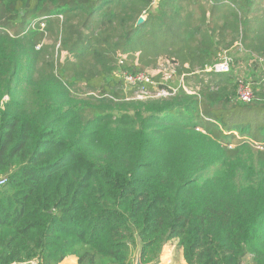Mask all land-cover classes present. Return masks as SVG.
I'll list each match as a JSON object with an SVG mask.
<instances>
[{"label":"trees","instance_id":"16d2710c","mask_svg":"<svg viewBox=\"0 0 264 264\" xmlns=\"http://www.w3.org/2000/svg\"><path fill=\"white\" fill-rule=\"evenodd\" d=\"M1 181L0 264H264V0H0Z\"/></svg>","mask_w":264,"mask_h":264},{"label":"rangeland","instance_id":"374dc122","mask_svg":"<svg viewBox=\"0 0 264 264\" xmlns=\"http://www.w3.org/2000/svg\"><path fill=\"white\" fill-rule=\"evenodd\" d=\"M229 53H230L231 57L233 59H235V62L237 60H240V59L245 60L244 61L245 63L242 66H240L241 64H238L236 62L232 68L233 72H235V73L243 72L245 74V77L246 76L249 77L250 74H252V70L249 67V62H248L249 56H248V54L246 52H244V50L240 46L233 48ZM157 66L159 69L166 70L165 65H164V67H162L163 65L161 66V64L158 63ZM185 76L186 75H178V74L176 75V73H174L173 75L169 76L166 81H163V84L168 86V88L170 89V92L165 91V90H158L157 86H155L154 89L148 91V95L146 97H145V95L138 94L137 95L138 97L136 98L137 100L133 99L135 101H139L140 102L139 104H128V103H126V104L121 105L120 108L121 109L127 108V109L132 110V109L136 108V106L141 105V104L151 105V103H155V104H162L163 102L170 103L173 100V98H175V96L178 94L180 89H184L187 92V94L193 95L195 92L191 91V89H189V87L185 84V80H184ZM191 85L194 86V83H192ZM163 91H165V95L162 94ZM131 97L133 98V95H131ZM129 105H133V106L131 107ZM119 115H121V114H119ZM195 141L196 140H194L193 143ZM181 146H182L181 148H183L185 146L184 147L185 149L190 148L189 143H185ZM164 250H165V253H167L166 257L171 260L170 264H181L182 254H181V251L179 250V248L174 243L167 245L166 249L164 248Z\"/></svg>","mask_w":264,"mask_h":264},{"label":"built area","instance_id":"2783aa9c","mask_svg":"<svg viewBox=\"0 0 264 264\" xmlns=\"http://www.w3.org/2000/svg\"><path fill=\"white\" fill-rule=\"evenodd\" d=\"M230 51H224L220 56V61L213 64L210 67H207L204 72L205 73H215L219 75L228 74L231 72L233 58L231 57ZM122 78L126 84V86H138L139 84L143 85V83H151L150 79L145 74H139L136 76L129 75V74H122ZM152 84V83H151ZM148 89L142 86L138 92V94L148 95ZM166 91V90H165ZM165 91L162 92L165 95ZM138 97V96H137ZM238 98L242 103H251L254 100V92L253 89L249 84L244 82H240L238 86ZM5 181L0 182V186H3ZM19 264V263H14ZM22 264H37L36 262H27Z\"/></svg>","mask_w":264,"mask_h":264},{"label":"crops","instance_id":"0c3cea01","mask_svg":"<svg viewBox=\"0 0 264 264\" xmlns=\"http://www.w3.org/2000/svg\"><path fill=\"white\" fill-rule=\"evenodd\" d=\"M240 46L243 50V45L241 44V42H237L235 45H234V48ZM171 244V243H170ZM175 244V243H174ZM169 245V244H168ZM176 245V244H175ZM177 246V245H176ZM167 246H165V249H166ZM168 249V248H167ZM2 251H0V254H1ZM166 254L165 253V250L163 251V253L161 254V257H160V261L157 263V264H170L171 263V260L169 258L166 257ZM182 254V252H181ZM136 260V258H135ZM250 258L248 259V261L246 262V264H249L250 262ZM60 264H78V261L75 257H69V258H66L62 263ZM181 264H186V262L184 261L183 257L181 258ZM251 264V263H250Z\"/></svg>","mask_w":264,"mask_h":264},{"label":"water","instance_id":"95a60500","mask_svg":"<svg viewBox=\"0 0 264 264\" xmlns=\"http://www.w3.org/2000/svg\"><path fill=\"white\" fill-rule=\"evenodd\" d=\"M143 19L139 20L138 24L143 23ZM161 257V256H160ZM160 257L157 258L154 262L149 263V264H157L160 261ZM135 264H143L142 260H141V244L139 243V247H138V251L136 253V260H135Z\"/></svg>","mask_w":264,"mask_h":264}]
</instances>
